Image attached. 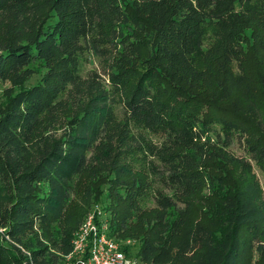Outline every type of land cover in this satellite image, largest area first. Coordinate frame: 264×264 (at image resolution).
I'll use <instances>...</instances> for the list:
<instances>
[{
    "label": "trees",
    "instance_id": "obj_1",
    "mask_svg": "<svg viewBox=\"0 0 264 264\" xmlns=\"http://www.w3.org/2000/svg\"><path fill=\"white\" fill-rule=\"evenodd\" d=\"M35 64L0 112V264H57L104 187L142 264L264 255V0H0V83Z\"/></svg>",
    "mask_w": 264,
    "mask_h": 264
},
{
    "label": "rangeland",
    "instance_id": "obj_2",
    "mask_svg": "<svg viewBox=\"0 0 264 264\" xmlns=\"http://www.w3.org/2000/svg\"><path fill=\"white\" fill-rule=\"evenodd\" d=\"M98 60L96 58H92L90 60V62L87 64V66L85 67L86 71L88 70H99L98 67ZM35 69V74L34 76L27 80L26 82L22 83V84H14L12 82H5V83H0V112L6 108L10 96L17 94L22 88H28L34 84H36L37 82L40 81V79L44 76L45 74V70L42 69L38 64H35L32 66ZM233 151L235 152V154L237 156H242L243 153L241 151V149L238 148V146H234L233 147ZM255 169V173L258 177L259 180H261V183H264V175L261 173V171H259V169L257 167H254ZM232 179L235 181L239 180V177L235 176L234 174H232ZM97 192V191H96ZM99 193H96L97 196L96 198H93L92 200L88 201L85 203V207H90L89 208V212L86 213L84 216V218H82L80 226H78V228H76V230L73 231L74 237L72 240V252L69 253L68 255H58L59 256V262L57 264H77L78 260H79V255L75 254V242L79 239V231L81 233V228L84 227V225L87 223V219L90 216H93L95 218L94 223L97 226H105L107 228V234H108V229H109V225H110V220H111V215H112V210H115L117 208H120V204L118 202H116L115 200H113V198L110 196L109 191L107 190V187H104L103 190H98ZM206 194H208V192H205ZM80 205H84V202L82 201V203ZM111 213V214H110ZM195 219L198 221H202L205 222L206 221V217H207V213L205 212V210L203 209L202 206L198 205V209L196 210V214L194 215ZM38 236L47 244L48 240H44V236L43 234H41L40 232L37 233ZM112 238V237H111ZM114 239V238H112ZM116 240V239H115ZM118 242L120 244H124L123 247H128V249L131 251L128 254L132 255L136 258H138L137 254L140 250L141 247V243L138 240H128L126 242H122L119 241ZM248 251H246L239 264H264V255H258V254H253V253H248ZM139 259V258H138Z\"/></svg>",
    "mask_w": 264,
    "mask_h": 264
},
{
    "label": "built area",
    "instance_id": "obj_3",
    "mask_svg": "<svg viewBox=\"0 0 264 264\" xmlns=\"http://www.w3.org/2000/svg\"><path fill=\"white\" fill-rule=\"evenodd\" d=\"M90 216L79 231L75 242V254L79 255L77 264H142L141 260L127 254L124 247L107 234L105 226H97Z\"/></svg>",
    "mask_w": 264,
    "mask_h": 264
}]
</instances>
